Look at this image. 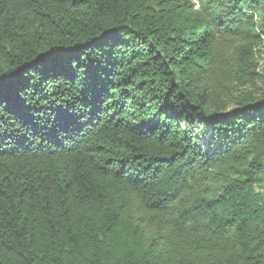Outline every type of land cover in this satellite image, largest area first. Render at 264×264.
I'll return each instance as SVG.
<instances>
[{"label": "trees", "instance_id": "obj_1", "mask_svg": "<svg viewBox=\"0 0 264 264\" xmlns=\"http://www.w3.org/2000/svg\"><path fill=\"white\" fill-rule=\"evenodd\" d=\"M258 46L264 0H0V264H264Z\"/></svg>", "mask_w": 264, "mask_h": 264}, {"label": "rangeland", "instance_id": "obj_2", "mask_svg": "<svg viewBox=\"0 0 264 264\" xmlns=\"http://www.w3.org/2000/svg\"><path fill=\"white\" fill-rule=\"evenodd\" d=\"M192 1L195 3L197 2V0H192ZM220 47L222 49L223 54L230 53L231 51V48L228 42H223V44ZM254 62L256 63V67H255L256 74L252 76V80L248 79L246 82L239 85V88L242 90H245V91L248 90V88H250L252 84H253V87L255 85L257 88H259L258 91L264 88V47L263 46H258L257 48H255ZM219 71L222 72L221 73L222 75L219 73ZM208 82L210 83L212 88L218 92V96L220 100L222 101H231L233 99V96H235L237 93V90H235L232 87L230 88L233 94L232 96H226L224 94L225 89H223L222 87L224 85L230 86L229 84L230 80L228 79L226 75V71H224L223 69L210 72L208 75ZM257 191H260L264 194V178L261 184L257 187Z\"/></svg>", "mask_w": 264, "mask_h": 264}]
</instances>
